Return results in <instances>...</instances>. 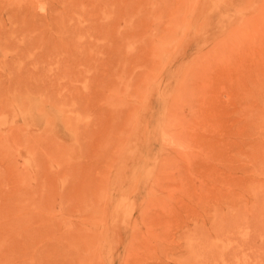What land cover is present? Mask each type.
Listing matches in <instances>:
<instances>
[{
    "label": "rangeland",
    "instance_id": "rangeland-1",
    "mask_svg": "<svg viewBox=\"0 0 264 264\" xmlns=\"http://www.w3.org/2000/svg\"><path fill=\"white\" fill-rule=\"evenodd\" d=\"M183 11L0 116V264H264V0Z\"/></svg>",
    "mask_w": 264,
    "mask_h": 264
},
{
    "label": "bare ground",
    "instance_id": "bare-ground-1",
    "mask_svg": "<svg viewBox=\"0 0 264 264\" xmlns=\"http://www.w3.org/2000/svg\"><path fill=\"white\" fill-rule=\"evenodd\" d=\"M193 4L194 0H14L7 4L0 2V116L5 113L15 116L19 113L18 103L20 105L21 102H30L34 90L47 84L52 72H63L76 65L82 57L81 52L88 51L87 44L84 47L76 38L101 37L111 41L117 38L142 37L146 33L144 25H147L148 21L160 26L163 22L178 20L182 17L180 12L189 11ZM89 44L94 48L93 42ZM90 45L88 49L91 48ZM90 249L85 250L87 257L90 255ZM104 251L105 247L97 248L95 254L104 258ZM112 254H107L110 259H101L98 264H113ZM87 257L88 260H85L82 248L79 247H56L44 253L42 260L34 259V264H65L62 260L66 264H75L76 261L94 263V257L91 258L92 262H89L90 256Z\"/></svg>",
    "mask_w": 264,
    "mask_h": 264
}]
</instances>
